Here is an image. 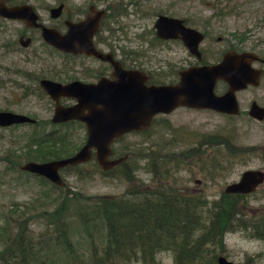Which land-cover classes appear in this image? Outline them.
Segmentation results:
<instances>
[{"label": "rangeland", "instance_id": "rangeland-1", "mask_svg": "<svg viewBox=\"0 0 264 264\" xmlns=\"http://www.w3.org/2000/svg\"><path fill=\"white\" fill-rule=\"evenodd\" d=\"M98 1L102 5L108 4L116 9H122L121 13L111 15L109 18L107 16L105 20L112 29L113 38L115 37L112 39L117 54L123 57L122 50L135 51L136 58L144 54L147 66L153 69L168 70L176 65L179 58L187 55V51L181 44L176 43V39L150 42L153 38V21L158 13L186 17L196 26L204 24L200 22L204 20V16L215 15L214 21L209 24L212 27L211 37L206 40V43L212 42L215 51L220 46L232 44L264 54V0ZM18 25L17 22H4L3 33L0 35L2 44L0 45V108L29 114L41 120L49 118L53 104L38 90L24 97L23 93L26 89L23 86L19 87L18 84L12 85L7 82L8 77H11L9 75L11 71L7 70V66L18 68L17 80L23 85L28 83L23 75L32 73L36 76L47 72V68L59 69L61 64L63 66V58L60 54L42 46L37 37L29 47L13 51L11 41ZM101 34L108 35L107 27ZM217 35L222 36V41H214ZM236 36L241 39L238 40ZM33 51L36 53L33 54ZM238 98L241 109L247 108L251 98L264 104V83L258 88L238 92ZM164 125L172 130H164ZM176 126L181 127L185 135L191 134L189 132L192 131L197 135L211 132L215 135H227L230 141L215 142L214 140L206 160L179 167L174 162L176 155H173V139L178 136L174 129ZM56 128L59 133L65 132V135H61L62 141L56 142L53 146L61 156L65 155L62 154L61 148L65 152L68 150V153L73 152L85 138L84 128L80 124L74 123ZM32 131L33 127L29 124L0 126V249L6 245L3 232L8 229L14 230L18 220L25 218L26 227L33 233L47 232L45 228L50 227L48 224L50 213L46 214V212L53 210V206L60 201V196L64 192L69 195L75 192L82 195L120 194L129 187V183L122 177L112 175L115 169L102 173V170L93 164L94 159L80 164L77 168L71 166L61 168L60 175L64 183L59 186L62 188L53 187L48 179L41 180L40 176L23 172L18 168V163L28 159L25 157L26 142ZM148 142L155 143L161 153L172 154L171 167L174 172L172 179L175 180L177 187L182 188L177 190L184 193L191 191H197L195 194L203 193L202 196L203 198L206 196V200L219 198L225 183L236 179L243 169L248 167L264 169V120L258 121L246 113L227 117L214 111L175 108L168 114L157 115L147 133H128L120 141H115L114 148L129 146L134 150L128 166H134V174L149 184L147 179L152 178V174L145 167L150 169L160 161L156 165L150 163L143 165L144 161H139L145 158V153H150ZM234 148L240 149L238 156L228 153L229 149ZM242 153L245 157H242ZM12 160L15 162L13 163ZM136 163L140 167H135ZM194 178H200V181L196 183ZM246 200L245 205L241 204L247 210H264V181L253 192L247 194ZM69 211L70 208L66 212ZM78 233L73 232V243L80 246L79 243L85 241V236L82 232L81 235ZM82 245L87 253L89 248L86 243ZM214 251L216 254H223L236 264H264V239L249 236L242 229L226 231L223 234L222 245L215 246ZM156 258L162 264H172L173 260L170 251H159ZM68 259V255L62 251L61 254L54 256L51 264H68ZM136 264L141 263L136 262Z\"/></svg>", "mask_w": 264, "mask_h": 264}, {"label": "trees", "instance_id": "trees-1", "mask_svg": "<svg viewBox=\"0 0 264 264\" xmlns=\"http://www.w3.org/2000/svg\"><path fill=\"white\" fill-rule=\"evenodd\" d=\"M108 7L109 16L122 12L121 8ZM152 37L151 43L161 41L154 31ZM61 135L65 132L53 131L48 135L36 129L27 139L25 157L35 160L61 157L53 148L62 141ZM114 150L127 156L112 168L117 170L112 175L122 177L129 187L120 194L62 193L53 210L46 212L50 213L47 232L33 233L26 227L25 218L17 221L14 230L3 232L6 245L0 249V264H51L62 251L68 255V264H162L156 258L159 251H170L172 264H218L214 248L222 245L226 231L242 229L249 236L264 239V210L244 208L247 194L231 193L206 200L197 194L178 193L173 187L172 154H162L157 148V152L154 150L157 160L152 159L155 165L160 162L145 169L158 184L146 189L142 179L134 174V166H128L134 150L129 146H117ZM68 151L61 148L62 154L72 153ZM158 152L162 154L159 159ZM239 152L236 148L228 150L232 156ZM93 164L97 167L96 162ZM135 167L140 165L136 163ZM40 179L47 181L43 176ZM52 186L62 188L54 183ZM74 231L85 236L80 246L73 243ZM85 243L87 253L82 245Z\"/></svg>", "mask_w": 264, "mask_h": 264}, {"label": "water", "instance_id": "water-1", "mask_svg": "<svg viewBox=\"0 0 264 264\" xmlns=\"http://www.w3.org/2000/svg\"><path fill=\"white\" fill-rule=\"evenodd\" d=\"M104 8L90 7L84 18L70 22L64 33L41 26L36 22V14L27 4L7 7L0 2V15L22 19L28 25L40 26L42 38L52 46L73 53L93 54L113 65V79H98L96 82H82L74 79L65 83L48 78H40L39 85L54 100L52 121L75 118L86 126L84 142L72 154L47 160H26L20 168L44 176L51 182L62 185L59 169L65 165H77L94 157L101 169H108L123 159L126 154L109 157L111 143L124 133L147 127L152 116L158 112L168 113L177 105L210 107L216 110L238 113L239 105L235 90L247 84L259 83L262 69L252 65L258 57L253 51L228 49L213 63L192 65L179 71V80L173 83L146 84L147 75L138 69H124L111 53L95 48L92 36L100 26ZM177 16L158 13L153 21L154 33L161 38L180 36L190 50L199 56L197 45L202 32L185 26ZM227 82L222 94H215L216 79ZM74 96L77 100L71 105H62L59 96ZM248 113L260 120L264 117V105L252 101ZM33 122L34 118L12 110H0V126ZM264 181V170L245 168L239 177L228 182L224 189L229 192L249 193ZM218 264H236L223 254L216 257Z\"/></svg>", "mask_w": 264, "mask_h": 264}, {"label": "flooded vegetation", "instance_id": "flooded-vegetation-1", "mask_svg": "<svg viewBox=\"0 0 264 264\" xmlns=\"http://www.w3.org/2000/svg\"><path fill=\"white\" fill-rule=\"evenodd\" d=\"M1 1H3V0H0V2ZM98 2H99L98 0H6L4 5L7 7L8 6L11 7V6H16V5L27 3L32 7L34 13L36 14V22L38 24H40L41 26L48 27V28H53L60 33H64L67 30L68 24L70 22L71 23L76 22V21L84 18L85 15L87 14V12L89 11L90 7H93V9L94 8H104L105 12H104V15L100 19V26H99L98 30L95 31L93 36H92L93 45L98 50L111 53L112 57L120 62V65L122 66V68H124V69L131 68V69H138V70L143 71L147 75V78L145 80L146 84H150V83H153V84L173 83L175 81L177 82L179 80V71L181 69H184V68L192 66V65H202V64L216 62L221 58V56L223 55V52H225L228 49H234L238 52H240V51H253V52H255L258 55V57L252 61V65L262 69L261 77H260L259 83L257 85L247 84L245 87L235 90V97H236V100L238 102V105H239L238 92L243 91V90H252V89L258 88V87L262 86L264 83L263 82L264 81L263 80V76H264V54H261L255 50L243 49L242 47L234 46L232 44L222 46V47L220 46V48L217 51H215L211 45L212 42L206 43L207 38L211 37V34H212V31H211L212 27L209 24L212 23V21H214L215 15L204 16V20L200 21L204 24L198 25V26L193 25V23H191L190 20L186 17L177 16V17L183 19L182 23L185 26H191V27L197 28L202 32V38L197 45L199 56L196 55V52L190 50V48L184 43V40L179 35L176 36V38H161V37H159L162 42L176 39V43L181 44L182 47L187 51V55L179 58L176 61V65L174 64L171 68L164 71V70H157L155 68L153 69V68L147 66V60H146L144 54H141L139 58H136L135 56L137 53L135 51H127V50H122V49L121 50H122V53L124 54V56H123L124 58L117 54L115 44L113 43V39L115 37L113 38V35L111 33L112 29L109 28V26L105 22V20L107 19V16L109 18L108 4L105 6V5H102V3H98ZM86 3H87V5H86ZM4 22H17V23H19L18 28L15 31V34H14L12 41H11L13 51H17L20 48L29 47L33 43V41L36 40V37H37L42 46L47 47L51 52H56V53L60 54L63 58V62H62L63 66L61 64V68H59V69L52 67V68H47V72H45L44 74L33 76L32 73H29V74L23 75V77H25V80L28 81V83H25L23 85H21L19 80H17L18 75H19L18 68L14 67V66H7V70L11 71V74H9V75H11V77H8L7 82L12 84V85L18 84L19 87L23 86L26 89L23 93L24 97L28 96L32 93H36V90H38L41 95H44L48 98V100L50 101L51 104H53V107H54V100L47 94L46 91H44L42 89L41 86H39V79L40 78H48V79H52V80L59 81L62 83H65V82H68V81H71L74 79H78L82 82L89 83V82H96L100 78H104L106 81L114 78V76L112 75L113 65L111 64L110 61L104 60V59H102L98 56H95L93 54H86L84 52L73 53V52L63 51V50L57 49L56 47L47 43L42 38V36L40 34V26L28 25L26 22H24L20 18L0 15V35L3 33ZM105 27H107V29H108V35H105V34L102 35L101 34L102 30ZM214 41L215 42L222 41V36L217 35L215 37ZM0 45H2V44L0 43ZM35 53H36V51H33V54H35ZM74 68H76V70H74ZM28 71H31V70H28ZM73 73H75V74H73ZM227 85L228 84L225 80L218 78V79H216V81L214 83L213 92L217 95L222 94L223 92L226 91ZM76 100L77 99L74 96H63V95H61L58 97V101L62 105H71L74 102H76ZM253 100L256 101L260 105H264L263 103H260L257 100H255L254 98H251L248 102L247 108L241 109L240 105H239V112L238 113H228V112L216 110V109H213L210 107H194V106H188V105H177L173 109L185 108V109H192V110H208V111L217 112L218 114H222V115L227 116V117L235 116V115H238L240 113H246L249 117L256 119L248 113L249 106ZM0 110H7V109H5V108L1 109L0 108ZM52 113H53V109H52ZM52 113H51V115H52ZM168 113L158 112L152 116L151 122L147 127L143 128L141 130L129 131V132L124 133L123 135L128 134V133H134V132H144V133L146 132L147 133L150 130V127H152L153 123L155 122L157 115H159V114L165 115ZM27 115H29V114H27ZM51 115L49 116V118H44L42 120L35 118L34 116L29 115V116L34 118L33 122L23 121L20 123H13L10 125L16 126V125H20V124H29L33 127L32 133H34V131L37 129L39 131L42 130L49 135L53 131L58 130L56 128L57 126L63 127V126H69L70 124L77 123V124H80L81 126H83L84 131H85V136H86V126H85V123L83 121H81L79 119H75V118H69V119L62 120V121H52ZM256 120H258V119H256ZM262 120H264V117L258 121H262ZM165 121H166V118H165ZM47 125H48V128H47ZM5 126H9V125H5ZM163 128H164V130H172L170 127H166L165 125L163 126ZM174 129L176 131V135H178V136H175V139H173V148H174L173 155L174 154L176 155V160L174 162H175L176 166H179V167H182V166L186 167L191 163H194V162L197 163L199 161L206 160V157L209 155V151L211 149V145L214 143L213 142L214 140H215V142H217L219 140L220 141L225 140L226 142L230 141L228 136L227 135L224 136L223 134H216L215 135V134H212L211 132H202V133L197 135L196 132L192 131V132H189L191 134L185 135L182 133L183 129L181 127L176 126V128H174ZM84 140H85V138H84ZM84 140H83V142H84ZM189 141H191V142H189ZM113 142L111 143L112 152H111L109 157H115V156L121 155V154H118V152L114 150ZM147 144H148L147 147L150 150V153H148L147 156L143 159L144 165L146 163L147 164L148 163L154 164V162H153L154 159H152V158H155L154 153H155V151L157 152V150H155L157 147L155 143L152 144V143L148 142ZM78 147L75 150H77ZM75 150L73 152H75ZM158 154H159V152H158ZM162 154H164V153H162ZM162 154H159L158 158H160V155H162ZM241 155H243L242 157H245L244 153H242ZM236 156H238V153L236 154ZM27 160H35V159H27ZM155 160H156V158H155ZM23 162L18 163L19 169H20V165ZM115 166L116 165L107 169L106 171L111 170ZM252 168H260V167H252ZM60 169H59V173H60ZM260 169H262V168H260ZM262 170H264V169H262ZM22 171L29 174V175H32V176H36V177L40 176V175H36L34 173H30L29 171L24 170V169H22ZM106 171H102V172H106ZM175 173H176V169H175ZM240 173H239V175H240ZM239 175H238V177H239ZM236 179H234V180H236ZM234 180H231V181H234ZM142 181L144 182L143 186L146 189H152L155 186H157V184H158V183H156V179L153 178V176H152V178L147 179V182H149V184L146 183V180L145 181L142 180ZM199 181H200V178H194V182L198 183ZM231 181H228V182H231ZM152 183H153V185H150ZM227 183H225V185ZM225 185L223 186V190L221 191V195L219 197H222L224 195L231 194V193H238V194H250L251 193V192L240 193V192L225 191V189H224ZM173 187L175 190H176V188L182 189L179 186L177 187L175 182H174ZM177 192L178 193H184L180 190L179 191L177 190ZM196 192L197 191H191V192H186V193L191 194V195H195ZM197 195H200L201 197H203L202 196L203 193L202 194L200 193ZM175 196H176V193H175ZM204 198H206V196H204Z\"/></svg>", "mask_w": 264, "mask_h": 264}, {"label": "bare ground", "instance_id": "bare-ground-1", "mask_svg": "<svg viewBox=\"0 0 264 264\" xmlns=\"http://www.w3.org/2000/svg\"><path fill=\"white\" fill-rule=\"evenodd\" d=\"M5 1H6V0H3V4H5ZM39 80H40V79H39ZM39 86H40V85H39ZM47 94H48V93H47ZM48 95H49V94H48ZM126 156H127V155H126ZM91 159H94V157H92ZM91 159H90V160H91ZM123 160H124V159H123ZM123 160H122V161H123ZM88 161H89V160H88ZM94 161H95V159H94ZM86 162H87V161H86ZM95 162H96V161H95ZM83 163H85V162H83ZM119 163H120V162H119ZM119 163H118V164H119ZM81 164H82V163H81ZM96 165L98 166L97 163H96ZM116 165H117V164H116ZM120 165H121V164H120ZM129 166H130V165H129ZM98 167H99V166H98ZM112 167H113V166H112ZM110 168H111V167H110ZM99 169L102 170V171H106V170H107V169H101L100 167H99ZM108 169H109V168H108ZM133 172H134V171H133ZM49 181H50V180H49ZM52 183H53V182H52ZM54 184H55V183H54ZM55 185H57V184H55ZM58 186H59V185H58Z\"/></svg>", "mask_w": 264, "mask_h": 264}]
</instances>
